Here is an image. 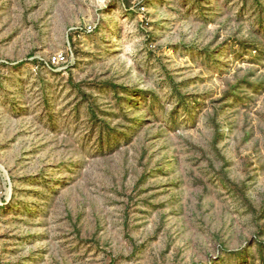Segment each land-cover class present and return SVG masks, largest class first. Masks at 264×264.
<instances>
[{"label": "rangeland", "instance_id": "rangeland-1", "mask_svg": "<svg viewBox=\"0 0 264 264\" xmlns=\"http://www.w3.org/2000/svg\"><path fill=\"white\" fill-rule=\"evenodd\" d=\"M0 264H264V0H0Z\"/></svg>", "mask_w": 264, "mask_h": 264}]
</instances>
